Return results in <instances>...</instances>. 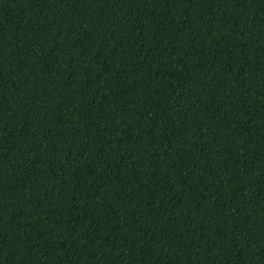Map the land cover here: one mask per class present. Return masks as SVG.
Listing matches in <instances>:
<instances>
[{
  "label": "trees",
  "instance_id": "1",
  "mask_svg": "<svg viewBox=\"0 0 264 264\" xmlns=\"http://www.w3.org/2000/svg\"><path fill=\"white\" fill-rule=\"evenodd\" d=\"M0 264H264V0H0Z\"/></svg>",
  "mask_w": 264,
  "mask_h": 264
}]
</instances>
